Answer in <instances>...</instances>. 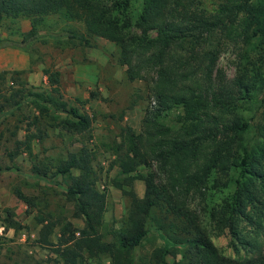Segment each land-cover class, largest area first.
Instances as JSON below:
<instances>
[{"label": "trees", "instance_id": "16d2710c", "mask_svg": "<svg viewBox=\"0 0 264 264\" xmlns=\"http://www.w3.org/2000/svg\"><path fill=\"white\" fill-rule=\"evenodd\" d=\"M131 1L0 0V25L7 16L31 19L19 39L2 38L0 47L27 48L40 36L39 19L60 11L84 23V33L66 29L69 36L89 45L94 44L91 36L117 43L126 78L151 80L153 105L143 115L141 130L124 124L119 139L107 143L115 155L112 165L119 169L110 181L130 197L125 221L110 230L111 239L101 230L108 190L97 185L95 149L81 141L56 157L40 158L33 151L32 142L45 140L54 130L71 137L92 124L87 111L64 98L60 71L44 69L48 89L20 83L8 92L0 90V115L25 104L33 108L19 118L27 125L9 156L26 150L37 165L35 177L49 182L62 176L65 199L83 221L76 225L40 211L34 215L40 224L36 242L58 254L53 264H89L87 256L102 254L110 257V264H264V244L240 226L258 227L264 220V98H259L256 126L245 113L264 93V0H212V5L141 0L135 16ZM229 44L237 55L231 77L218 65ZM252 129L255 137L249 135ZM135 179L144 182L142 195L133 188ZM14 191L28 206L37 205L34 195L20 187ZM196 197L205 201L202 213L190 205ZM8 212L4 230L22 228ZM57 224L55 241L50 236ZM224 228L230 231L236 256L224 254L211 239V231L220 234ZM151 231L161 242L137 253ZM239 245L250 254H239Z\"/></svg>", "mask_w": 264, "mask_h": 264}, {"label": "rangeland", "instance_id": "374dc122", "mask_svg": "<svg viewBox=\"0 0 264 264\" xmlns=\"http://www.w3.org/2000/svg\"><path fill=\"white\" fill-rule=\"evenodd\" d=\"M202 1L212 5V0ZM131 3L132 15L135 16L141 0H132ZM30 22L31 19L27 16L4 17L0 25V39H19L21 32L29 29ZM38 26L40 36L26 48L30 61L24 68L5 69L7 72L4 77L0 76V90L8 92L11 86L16 87L20 83L33 90L48 89L44 69L61 68V90L64 98L70 105H77L80 110L90 113L92 124L85 133L74 134L71 137L68 134L58 135L57 130H54L45 140L33 141V151L40 158L48 154L56 157L65 155L67 148H75L81 141H86L95 149L97 155L94 166L99 176L97 185L100 189L107 187L108 190L107 209L104 212L101 230L106 233L105 238L111 239L110 230L119 228L125 221L130 197L122 194L110 181L113 176L118 175L119 169L112 165L115 155L107 143L119 139L121 126L124 124H130L137 131L141 130L143 115L146 109L153 105L151 80L139 78L130 81L126 78L125 65L118 59L117 43L101 36H91L94 44L89 45L76 36H69L66 29L85 32L81 20L69 19L63 12L58 11L43 15ZM68 58L71 59L72 66L68 64ZM236 60V48L229 44L218 59V65L223 68L227 77L234 75ZM260 97L264 98V93L258 96V100L248 110H245L253 126L261 119L262 106L258 104ZM32 110L31 105L25 104L21 110L0 115V224L4 228L10 217L9 210L12 216L24 225L17 230L3 229L0 234V264L55 263L58 254L36 242L40 224L36 222L34 215L40 211H51L55 217L62 216V219L71 220L76 225L83 223L81 218L73 215L72 202L65 199L62 176H58L56 181L49 182L43 178L39 179L34 176L37 165L26 150H22L13 158L8 154L15 146V139L24 136L27 123L20 122L19 118L23 113H31ZM66 116L65 112L60 114L61 118ZM249 135L255 137L254 129ZM139 168L147 169L145 166ZM15 187H20L26 194L34 195L37 205L28 206L16 195ZM133 188L138 195H142L143 180L135 179ZM190 201V205L202 213L205 201L199 197ZM240 226L250 237L257 234L258 241L264 244V220L258 227L244 222ZM59 227L60 224H57L56 230L50 236L55 241ZM210 234L212 241L224 254L237 255L228 228H224L220 234L212 231ZM160 242L157 233L151 231L143 240L142 247L137 248V253L149 251ZM239 254L249 255V248L239 245ZM87 260L89 264H110V257L106 254L99 257L87 256Z\"/></svg>", "mask_w": 264, "mask_h": 264}, {"label": "crops", "instance_id": "0c3cea01", "mask_svg": "<svg viewBox=\"0 0 264 264\" xmlns=\"http://www.w3.org/2000/svg\"><path fill=\"white\" fill-rule=\"evenodd\" d=\"M30 61L28 52L26 48L19 46H7L0 47V70L14 69V68H24ZM69 65L72 66L73 63L70 58H68ZM60 71L61 80V68H57ZM90 114V113H89ZM13 229V228H9Z\"/></svg>", "mask_w": 264, "mask_h": 264}, {"label": "built area", "instance_id": "2783aa9c", "mask_svg": "<svg viewBox=\"0 0 264 264\" xmlns=\"http://www.w3.org/2000/svg\"><path fill=\"white\" fill-rule=\"evenodd\" d=\"M3 225L0 224V234L3 232Z\"/></svg>", "mask_w": 264, "mask_h": 264}]
</instances>
